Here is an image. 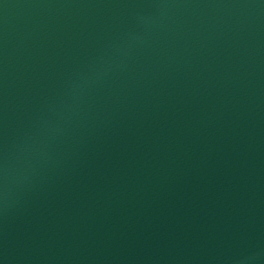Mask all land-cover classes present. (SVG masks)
Here are the masks:
<instances>
[{"label":"water","instance_id":"water-1","mask_svg":"<svg viewBox=\"0 0 264 264\" xmlns=\"http://www.w3.org/2000/svg\"><path fill=\"white\" fill-rule=\"evenodd\" d=\"M0 264H264V0H0Z\"/></svg>","mask_w":264,"mask_h":264}]
</instances>
